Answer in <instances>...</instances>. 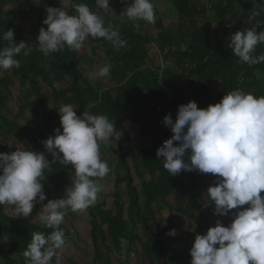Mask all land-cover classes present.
Instances as JSON below:
<instances>
[{
    "label": "clouds",
    "instance_id": "obj_1",
    "mask_svg": "<svg viewBox=\"0 0 264 264\" xmlns=\"http://www.w3.org/2000/svg\"><path fill=\"white\" fill-rule=\"evenodd\" d=\"M68 2L75 11L74 15L65 7L46 9L47 15L42 23L47 28L41 27L35 40L38 50L45 55L57 53L65 47L79 51L90 37L104 39L114 47H125L119 25L110 21L106 23L105 15L101 13L118 17L121 23L133 22L136 31H140L138 21H144L142 26L150 32L156 20L154 0H131L130 3L124 0L125 7L119 14L110 8L109 0H95V10L75 0ZM161 3L155 2L158 10L168 12L164 6L163 10L160 9ZM253 4L259 8L264 6V0H253ZM207 5L211 7L210 3ZM255 15L258 13L254 12ZM148 24H151L149 31ZM197 24L201 28L205 25L201 17H198ZM258 25L264 24L253 23L237 30L228 39L232 54L250 66L264 62V54L254 55L257 46L264 44V30L258 32ZM0 39L7 42L6 46L0 47V70L19 68L20 61L16 57L20 54L28 56L33 51L28 43L14 41L12 29L4 31ZM161 53L157 47L151 52L152 57L155 56V79L163 94L164 89L173 93L169 107L174 111L175 121L169 115L164 116V124L157 120V107L165 99L161 98L150 113V125L152 129L168 131L171 137L158 147L156 156L163 158V168L172 176L181 171L212 174L216 179L208 187L207 197L214 205V214L226 216L231 210H237L232 213L233 218L227 226L218 220L206 234L195 235L190 264H264V195L261 194L264 193V96L235 89L224 94L220 102L206 108H198L194 101L172 106L177 90L186 93L188 88L182 89L183 83L179 82L174 92V85L163 83L165 63L161 60ZM186 64L185 75L194 68L191 62ZM111 68V63H105L89 73V79L108 77ZM74 109L71 104L60 105V128L54 129V135L42 141L53 162L71 165L74 175L63 198L42 204L38 220L53 231L47 236L32 233L31 241L22 253L25 264H53L54 258L55 264H61L66 238L60 226L67 211L83 213L95 205L103 190L101 181L111 171L101 157L100 147L101 144L112 147L120 138L121 133L115 130L114 121L106 115H94L88 111L77 115ZM174 141L178 144L174 145ZM186 152L190 153L188 162L184 159ZM50 163L43 153L30 150L23 144H18L10 153L0 152V206H12L17 217H28L33 202L46 199L42 181L45 169L51 171ZM245 205L247 207H242ZM161 213L162 209L158 215ZM175 234L174 229L168 233ZM124 257L134 259L135 255L130 253Z\"/></svg>",
    "mask_w": 264,
    "mask_h": 264
},
{
    "label": "trees",
    "instance_id": "obj_2",
    "mask_svg": "<svg viewBox=\"0 0 264 264\" xmlns=\"http://www.w3.org/2000/svg\"><path fill=\"white\" fill-rule=\"evenodd\" d=\"M60 1L67 4L69 14H75L68 0H34V5L32 0H0V37L4 31L12 29L15 42L24 41L33 48L30 55L20 54L16 57L20 61L19 68L0 70V98L9 95V90L14 89L13 95L16 99L12 103L17 108H21L24 99L28 101V105L37 107L36 115L41 112L42 124L33 130H25L21 137L36 145L41 143L42 149L44 146L39 139L55 128L52 117L59 120L60 105L71 104L76 108L74 110L77 115L88 111L94 115L104 113L108 118L114 119L116 113H119V105L121 112L129 109L124 118L129 117L133 121L153 112L155 103L165 98L155 79V56L152 57L151 54L155 47L162 52L161 60L165 63L162 69L163 83L174 85V92L178 83H183L192 95L191 101L196 102L198 108H206L210 104L220 102L224 94L235 89L251 92L255 96H264V62L251 66L241 63L239 58L232 54L228 40L237 30L250 27L253 23L264 24V6L257 8L253 0H168L170 5L167 9L176 12L173 16L175 23L169 25L164 24L163 16H158L161 12H168L159 11L155 5V2L163 0H154L157 13L153 24L155 32L152 34L155 37L148 33L147 39L143 35H147V27L142 26L144 21L137 22L140 24V31H136L133 22H116L101 13L105 15L106 23L110 21L119 25L126 46L114 47L104 39L90 37L84 42L83 47L87 48L89 55L85 56L83 61L79 59L81 50L73 51L65 47L50 55L38 50L35 40L39 29L47 28L42 23L47 15L46 9L58 8ZM123 1L109 0V6L114 12L116 9L121 12L125 7V4L120 5ZM75 2L88 4L90 9H96L95 0ZM15 3L21 5L18 10ZM208 3L211 7H208ZM33 7L34 19L31 20L30 11ZM254 12L258 15L253 16ZM198 17L204 21L202 28L197 24ZM150 26L151 24H148V31ZM261 30H264V25L257 26V31ZM6 45L7 42L0 39V47ZM261 54H264V44L258 45L254 53L257 56ZM79 60L85 64V68L78 65ZM187 62L194 64V68L185 75ZM105 63L112 65L109 78L115 82L116 86L113 88L106 83L102 85L106 77L102 80L89 79L88 76ZM104 87L106 88L103 89ZM119 95H124L126 99ZM180 96L182 97V90H177L172 106L185 104L183 99L178 100L177 97ZM101 104L103 105L100 106ZM108 110H114L115 115L112 112L107 113ZM8 117H3L4 123ZM124 118H119L120 123L125 122ZM170 137L168 131H163L161 146ZM175 144L178 142L174 141ZM155 163L157 165L154 164L148 170L151 173L158 170L157 182H149L141 195L136 194L133 197L136 206L131 216L136 217L138 223L140 221L142 232L148 236L144 246L148 264H190V249L195 235L206 234L207 229L214 227L218 220L227 226L233 218L232 213L237 210H231L226 216L214 214V205L208 200L206 187L212 186L216 177L210 174L212 179L204 183L200 180H205L206 174L198 171L187 172L189 180L195 183L194 193L198 198L189 199L190 206L186 207L187 213L184 214L188 222L184 224L181 235H168L171 229L165 223L174 215L163 212L158 218L161 208L157 203L160 199H165L173 185L166 182L168 172L162 163ZM141 207H145L146 213L140 211ZM0 214V232L12 235L15 230H22L13 241H0V264H25L22 253L31 241L32 231L28 232L23 228L24 222L11 223L8 216ZM114 218L119 222V228H122L124 220L119 212L111 219L114 221L112 224H116ZM107 227L112 228L111 225ZM41 231L40 229L37 232ZM29 233L31 235H28ZM11 253H16L18 257L10 259Z\"/></svg>",
    "mask_w": 264,
    "mask_h": 264
},
{
    "label": "crops",
    "instance_id": "obj_3",
    "mask_svg": "<svg viewBox=\"0 0 264 264\" xmlns=\"http://www.w3.org/2000/svg\"><path fill=\"white\" fill-rule=\"evenodd\" d=\"M33 1L32 4L34 5ZM124 4L123 1L120 5ZM57 5L58 8H67V4L63 1L58 2ZM32 11L35 12L34 7ZM114 13L119 14L120 12L116 9ZM108 17V19L116 20V22L120 21L118 17ZM32 19H34V14L31 17ZM154 32L155 28L153 27L150 32L146 33L147 35L142 34L147 39L148 33L152 37H155L152 34ZM120 35L121 38L124 37L123 34ZM80 50L79 59L83 61L84 57L89 55L87 53L88 50L84 47ZM82 61L79 60L78 65L85 68V64ZM105 83L110 88L116 86L114 84L115 82L109 76L104 79L102 85ZM181 87L182 89L187 88L184 85ZM187 90L188 92H182V97H179V100L183 99L185 104L191 101L192 98L189 89ZM9 91V95L0 98V152L10 153L16 150L18 144H23L30 150L43 153L45 158L51 162V171L49 172L48 169H45V179L42 181L46 199L42 202L34 201L33 210L28 217H17L15 212L12 211V206H0V213L8 216L11 223L24 222L23 228L28 232L31 230L33 233L41 229L42 231L40 233H44L47 236L53 229L43 225L38 220L37 214L42 204L52 199L64 197L65 188L70 185L71 176L74 175L73 169L71 165L64 166L58 162H53L52 155L45 148L42 149L41 143L36 145L34 142L30 143L29 140L27 142V140L21 137V133L25 132V130L28 131L30 128L35 129V127L42 124V115L41 112L39 115H36L37 107H33L32 104L28 105V101L25 99L21 108H17L12 103L16 99L13 95L14 89ZM211 93H214V91H211ZM39 106L40 108L42 107V105ZM117 108L119 113H116V116H114L116 119L109 118V120L114 121L115 130L119 131L121 136L118 140L114 141L112 147L104 144H101L100 147L101 157L107 161L111 171L101 181L103 190L98 194L95 205L83 213L72 212L71 210L67 211L65 221L60 226L66 238V247L61 252V264H140V261H142V264H148L147 254L144 250L148 236L142 232L141 225L139 224L140 221L138 223L136 217L131 216L132 210L136 206L133 197L136 194L141 195L144 187L149 182H157L158 170L151 173L148 168L156 164V161L162 163L163 158L156 156V150L161 146L163 131L161 129L155 130L151 128L150 113H146L139 120L133 121L129 117L124 118V115H127L129 109L121 112L119 105ZM111 112L115 115L114 110H110L107 113ZM103 115L105 114L103 113ZM6 116H9L6 120L7 124L3 120V117L6 118ZM118 117L124 118L125 122L120 123ZM57 119V117H52L55 128L53 127L48 134L44 135L42 139L40 138V142L54 135V129L60 128V122ZM189 154V152L185 153L184 159L186 162H188ZM188 176V173L184 171H181L176 176L169 175L168 173L165 179L166 182L173 185V188L172 190L169 189L170 191L166 194L164 200L160 199L157 203V206L162 209V213L169 212V214L172 213L174 215H172L173 217L169 222L164 223L171 230L174 229L175 232L178 229L185 228L183 226L188 222L184 214L187 213L186 207L190 206L189 199L198 198L194 193L196 190L195 183L189 180ZM208 179H212L210 174H206L205 180L200 181L206 183ZM209 186L207 185L206 189ZM140 211L146 213L145 207H141ZM118 212L124 220L122 228H119V222L115 218L116 224H112L114 221H111ZM175 220L177 221L175 222ZM126 221L131 223L127 228L125 227ZM107 225H111L112 228H108ZM28 235L31 234L29 233ZM103 237L104 239H101ZM105 237H107L108 242L104 244ZM130 253L135 255L134 259L124 257ZM11 257L14 259L17 258L15 254ZM53 264H55V258L53 259Z\"/></svg>",
    "mask_w": 264,
    "mask_h": 264
},
{
    "label": "rangeland",
    "instance_id": "obj_4",
    "mask_svg": "<svg viewBox=\"0 0 264 264\" xmlns=\"http://www.w3.org/2000/svg\"><path fill=\"white\" fill-rule=\"evenodd\" d=\"M15 5H17V3H15ZM161 7H160V9L161 10H163V6H164V8L165 9H167V7L170 5V3H169V1L168 0H163L162 1V3H161ZM21 7V5L20 4H18L17 6H16V10H18L19 8L18 7ZM176 12H174V11H172L171 13H170V10H168V14H166V12H161V14H158V16H163L164 17V24H167V25H169V24H173V23H175V18L173 17L174 16V14H175ZM33 14H34V11H30V18L31 17H33ZM173 18V19H172ZM172 19V20H171ZM30 130H33L32 128H30ZM162 216V213L160 214V215H158V218H160ZM22 218H25V217H22ZM177 220H175V222H176ZM129 225H131V223L130 222H128V221H126L125 222V227L127 228ZM101 229L102 230H104L103 229V227H101ZM183 230H184V228H182V229H180V231H177L176 232V236L177 235H181V233L183 232ZM22 232V230L21 229H19V230H15L14 231V233L11 235V234H9V233H3V232H0V241H2V242H6V241H13L14 240V238L16 237V235L17 234H20ZM106 238V240H104L103 242H104V244H105V242H108V240H107V237H105ZM101 239H104V237L103 238H101ZM16 256H17V254L16 253H14ZM11 256H13V254L11 255ZM10 256V257H11ZM18 257V256H17Z\"/></svg>",
    "mask_w": 264,
    "mask_h": 264
},
{
    "label": "built area",
    "instance_id": "obj_5",
    "mask_svg": "<svg viewBox=\"0 0 264 264\" xmlns=\"http://www.w3.org/2000/svg\"><path fill=\"white\" fill-rule=\"evenodd\" d=\"M166 97L162 103H160V106L157 107V120L161 123H163V118L165 115H169L173 122L175 121V114L172 108L169 107L170 101L172 99V91L170 89H164ZM164 124V123H163ZM168 129H170L169 126H166ZM132 256V255H131Z\"/></svg>",
    "mask_w": 264,
    "mask_h": 264
}]
</instances>
